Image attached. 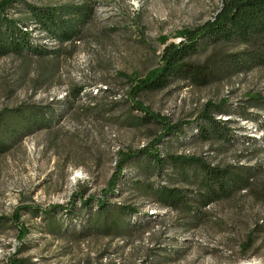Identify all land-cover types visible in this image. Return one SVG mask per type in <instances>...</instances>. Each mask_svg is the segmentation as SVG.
Listing matches in <instances>:
<instances>
[{
    "label": "rangeland",
    "instance_id": "obj_1",
    "mask_svg": "<svg viewBox=\"0 0 264 264\" xmlns=\"http://www.w3.org/2000/svg\"><path fill=\"white\" fill-rule=\"evenodd\" d=\"M26 1L86 3L91 18L79 40L61 46L41 40L31 26L39 42L60 47L58 55L0 57V117L13 127L12 133L0 128L7 144L0 153V264H264V101L248 99L264 98V67L233 76L219 72V78L203 86L173 79L135 98L172 122L191 121L188 129L206 103L224 100L228 112L216 118L228 119L231 145L187 134L164 138L158 149L201 157L212 165L254 168L258 174L248 190L202 208L195 218L160 206L150 190L195 186L183 183L170 166L157 172L136 158L127 162L115 192L106 195L112 206L136 210L129 222L114 211L117 229L107 230L103 217L94 218L95 200L84 208L77 197L99 199L120 152L148 146L159 133L133 108L130 83L121 73L144 76L159 62V37L179 42L174 34L207 21L221 0ZM14 5L11 13L21 15V3ZM242 49L232 41L203 44L191 61L216 64ZM17 108L24 114L42 108L49 126L26 130L11 113ZM51 205L66 210L48 216L37 210ZM68 209L74 210L73 217ZM15 212L28 231L22 241L11 220Z\"/></svg>",
    "mask_w": 264,
    "mask_h": 264
},
{
    "label": "trees",
    "instance_id": "obj_2",
    "mask_svg": "<svg viewBox=\"0 0 264 264\" xmlns=\"http://www.w3.org/2000/svg\"><path fill=\"white\" fill-rule=\"evenodd\" d=\"M20 2L21 15L15 16L10 9L14 3ZM91 8L86 3L36 5L26 0H0V57L13 55L45 58L60 53V47L66 43L79 40L84 27L91 18ZM33 31L42 34L41 40L59 45L49 48L32 35ZM179 42H169V38L161 36L157 40L163 45L158 64L148 70L142 77L122 74L129 83V96L133 100V108L141 112L146 122H153L159 127L158 135L148 146L137 150L120 152L115 162L114 172L108 182V187L99 199L87 197L83 199L78 194L80 205L89 208L91 200H95L94 218L103 217L107 230H116L117 221L114 211L130 221L136 210L126 205L112 206L106 200V195H112L116 190V182L122 177L128 161L141 158L146 168H154L162 172L167 166L174 171L180 180L195 189H180L159 185L152 189V196L157 204L172 209H182L195 218L200 210L212 203L229 199L235 193L246 191L251 181L258 174L254 168L243 165L218 166L212 165L201 157L161 154L158 144L168 137H189L207 141L212 138L222 144L231 145L233 135L229 121L216 118L228 111L223 108L224 100L218 104L208 102L194 121L172 122L167 118L152 112L135 98L141 91H157L165 88L173 79L188 81L190 84L203 86L219 78L217 73H227L230 76L242 73L252 68L264 67V0H221L211 18L193 28H184L174 34ZM236 42L243 46L242 51L231 53L216 64L191 61L201 45H212L220 42ZM249 100L264 101L263 97L251 96ZM12 115L20 117L23 128H43L49 126V118L42 108H35L24 114L21 108L11 111ZM0 128L9 133L13 127L0 117ZM192 131H194L192 133ZM192 133V134H191ZM190 134V135H189ZM7 144L0 139V153L5 152ZM47 215L54 210H66L61 205H51L46 209H37ZM74 210L68 209L70 217ZM89 212L88 221L92 219ZM112 215V217H111ZM48 216V215H47ZM12 222L17 228L19 241L27 234V227L20 221V214H12ZM96 221V219H95ZM96 226V225H95ZM96 228V227H94ZM11 264H23L21 260H12Z\"/></svg>",
    "mask_w": 264,
    "mask_h": 264
},
{
    "label": "bare ground",
    "instance_id": "obj_3",
    "mask_svg": "<svg viewBox=\"0 0 264 264\" xmlns=\"http://www.w3.org/2000/svg\"><path fill=\"white\" fill-rule=\"evenodd\" d=\"M178 41H179V39H178ZM239 264H255V263H252V262H242V263H239Z\"/></svg>",
    "mask_w": 264,
    "mask_h": 264
}]
</instances>
